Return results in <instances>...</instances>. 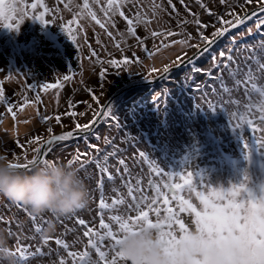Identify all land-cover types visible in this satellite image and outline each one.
<instances>
[{
	"label": "rangeland",
	"instance_id": "rangeland-1",
	"mask_svg": "<svg viewBox=\"0 0 264 264\" xmlns=\"http://www.w3.org/2000/svg\"><path fill=\"white\" fill-rule=\"evenodd\" d=\"M33 2L35 0H6V4L12 3L16 7V12L12 14L13 20L9 22L15 23L21 14L24 16L25 22L18 31L2 27L0 22V87L4 89V100L0 101V156L19 163L25 162V155L28 160L33 159L36 154L34 149L55 131L75 129L76 123H89L112 91L134 80L153 78L162 73L166 65L171 67L177 64V56H182L184 52L189 55L194 51L196 48L171 44L173 39L185 38L181 33H191L194 38L192 43L201 46L203 42L197 37V26L190 23L193 16L189 9L203 23H214L215 28L221 27V24L215 17L209 16L207 10L201 7V3L208 5L213 12L223 15L225 19L231 18L226 14L228 7L220 4L219 0H184V4L173 0L175 10L167 4V0H134L135 6L133 3H126L123 10L133 18L135 34L128 31L127 21L119 15L113 17L114 27L108 24L103 29L90 18L77 17L79 23L70 25L77 36L74 43L63 31L62 26L73 19L78 10L76 6L82 5L83 0H43L48 8L46 18L50 17L55 22L48 25L31 18L44 10L42 7L32 9ZM89 2L91 4L92 0ZM153 4L163 5L165 11H158L153 16ZM229 4L235 6L237 0H229ZM239 4L243 5L244 0H239ZM105 5L106 0H101L100 5L93 6L98 18L102 20L104 17L101 9ZM247 6L250 5L245 7ZM69 8L72 11H69ZM244 8L235 6L234 10L240 14ZM137 10L146 14L145 19L149 21L147 26L143 23L136 24L134 17ZM262 20L264 10L251 15L239 28L232 29L218 40L212 46L210 54L196 55L191 64L186 63L174 69L166 77L150 84V88L131 90L119 95L109 104L97 125L90 131H98L99 140L93 135L85 137L83 134L59 142L45 159L48 162L70 165L77 162L75 158L79 153H88L89 160L95 156L102 160L105 153H115L106 162L102 161L113 176L111 181L105 174L102 177L103 198L109 204L113 199H128L129 183L135 187L138 180L142 181L147 195H154V189L147 184L148 179L159 183L171 179L157 177L152 171L155 165L163 161L169 165L161 167L166 172H203L205 183L210 180L213 187L220 184L227 187L230 180L235 182L237 171L248 167V162L244 159L243 141L239 132L232 129L229 116L232 112L239 114L243 111L242 105L247 103V97L242 89L223 92L220 80H214L203 72L196 73L192 68L194 65L216 73L210 62L211 56H218V51L228 46L236 65L244 72L249 66L256 71L257 64L264 63V46L261 45L264 41V27H256ZM215 28L206 29L205 35L211 36ZM109 31L113 33L111 37L107 34ZM154 31H171L176 35L153 37L151 32ZM233 36L237 38L236 43L229 45V38ZM161 42L169 44V47H163ZM125 58L129 61L128 64L123 63ZM113 59L120 63H109ZM218 61L223 63V58L218 57ZM102 71L103 77L100 75ZM65 76L68 77L67 80L64 79ZM257 82L264 85V78ZM45 83L55 84L56 87L44 90L42 85ZM223 84L230 90L234 88V80L229 77L227 71L223 76ZM214 97L217 111H210L206 118L208 121L204 122L206 119L202 111L203 106L212 109ZM230 99L238 100L241 106L229 103ZM253 99L257 98L253 96ZM164 105L173 109L169 113L164 109L159 114V119L169 125L166 132H173L165 159L160 157L161 150L156 154L157 157L152 153L150 157H141L139 153L146 154L148 149L153 152L154 147L167 148L166 140L161 136L166 134L161 131L149 134L147 128H143L144 131L140 128L133 130L129 124L146 115L150 119L151 110ZM9 106L16 113L15 117L8 111ZM189 109L195 110L189 113ZM166 110L169 111V108ZM196 110L202 114L199 115ZM68 112H75L77 115L68 116ZM80 113L85 115L81 116ZM46 116L50 119L45 120ZM56 116H60V122H57ZM262 135L264 134L257 132L253 139V134L247 127L243 131V140L253 148L254 159H258L255 140L260 139ZM35 137H41L40 141L30 144L29 141H33ZM146 138H149L147 143L144 141ZM88 144H98L100 152L89 148ZM121 159L125 161L124 165L119 164ZM42 165L44 163L38 167ZM125 167L128 172L124 171ZM96 168L95 163H87L79 172L90 188L86 206L67 215L44 214L48 215L50 221L43 228L40 225L41 229L37 232L30 229L23 232L9 227L8 222L20 208V203L0 196V233L6 238L7 248L19 247L18 245L27 248L26 260L21 264H61V256L64 257V264H88L89 261L92 264H102L98 254L88 245V238L83 236L86 229L78 225L72 217L84 219L89 227L103 235L104 230L100 229L99 223L101 215L106 223L114 224L111 216L122 215L127 218L128 213L125 211L126 205L99 209L101 189L97 187V182L101 174L96 173ZM250 176L255 182L264 180V168L260 167L258 160L251 166ZM207 191L210 192V189ZM192 200L199 208V201L194 194ZM181 217L191 228L192 218L186 213H181ZM23 233L28 234L22 237ZM45 236L50 237L47 244L44 243ZM52 236L55 237L53 240ZM57 238L68 243L69 249L65 250L56 245ZM107 243L106 239L102 250H107ZM33 251H37V254ZM67 251H75L78 254L77 259L74 261L68 257ZM85 251L90 255L81 260L80 257ZM0 264H7V261L0 258Z\"/></svg>",
	"mask_w": 264,
	"mask_h": 264
},
{
	"label": "snow or ice",
	"instance_id": "snow-or-ice-1",
	"mask_svg": "<svg viewBox=\"0 0 264 264\" xmlns=\"http://www.w3.org/2000/svg\"><path fill=\"white\" fill-rule=\"evenodd\" d=\"M181 4H184V0H179ZM126 3H133L134 0H106V5L102 7L101 11L104 20L98 18L97 11L93 10L94 5H100L101 0H92L90 4L89 0H83L82 5H77V12L73 16V19L68 20L65 25L62 26L64 32L67 33L69 38L75 43L77 36L73 33V28L70 25L78 24L79 20L77 17L90 18L99 25L102 29L106 28V25H114V15L123 17L129 26L128 31L132 34L136 33V27H133V18L126 15L123 10ZM220 4L228 7L226 13L230 19H225L223 15H219L213 12L212 9L201 3V7L205 8L209 16L215 17L216 21L221 24V27L215 28L214 23H203L197 18L195 13L190 14L193 16V20L190 23H195L197 26V37L204 43V47L201 48L199 44L192 43L194 39L191 33H181L184 35V39L171 41V44L182 45L185 48H196L198 51L193 57H188L187 52H184L182 56H177V61L180 63H189L195 59V56H203L206 53L210 54L212 46H214L219 39L226 36L232 29L239 28L240 25L245 23L248 19L247 14L241 15L234 9L235 6L244 8L246 5L257 4L264 8V0H244V4L240 5L237 0V5L229 4V0H219ZM167 4L171 5L172 9L175 10V4L173 0H167ZM42 7L44 10L39 11L38 15H33L31 18L39 20L42 24L48 25L55 23L50 17L46 18L48 8L44 5L43 0H35L31 4L32 9H38ZM185 7H187L185 5ZM153 16L157 12H163L165 9L163 5H152ZM69 11H72L69 8ZM16 12V7L12 3H7L6 0H0V22L2 27H6L9 30L18 31L20 26L25 22L23 14L16 20L15 23L9 22L13 20V13ZM146 14L141 13L139 10L135 13L136 24L141 23L147 24L149 21L145 19ZM209 27L215 28V31L211 36L205 35V30ZM257 28L264 27V20L259 21L256 25ZM251 32V29L248 30ZM108 36L111 37L113 33L109 31ZM153 37L160 36H175L176 33L171 31L166 32H151ZM243 34H241L242 37ZM236 37L229 38V45H235ZM163 43V42H161ZM264 46V41L261 42ZM163 47H169V44L163 43ZM247 47V46H246ZM231 48L225 46V49L218 51L217 55L211 56V64L216 69V73L210 70L195 67L193 65L192 70L196 73L203 72L206 76L212 77L214 80L221 81V90L225 93L230 91H236L242 89L247 97V103L243 104V111L239 114L232 112L229 116V122L232 123V129L238 131L240 139L243 141L244 159L248 162V167L237 171V176L234 177L235 182L231 180L228 182V186L225 187L223 184L212 186L211 181L205 183L206 177L203 172L194 174L191 171L185 173L183 170L177 172L175 170L165 171L159 165H155L152 171L157 177H169L170 180H166L163 183L148 179L147 184L150 188L154 189V195H147L142 181L138 180L135 187L129 183L127 188V197L125 199H113L111 204L106 203L103 198V174L107 175L109 181L113 180V176L108 172L106 162L110 156L115 153H105L103 158L96 157L88 159V153H79L75 158L79 162L81 168L86 167L87 163H95L101 178L98 179L97 187L101 189V196L99 198V209L105 210L110 209L113 205H126L127 218L122 215H113L111 220L115 223H106L103 215L100 218V229L104 230V234L101 232L94 231L92 227H89L87 222L82 218L72 217L76 219L78 225L83 226L86 230L83 232V236L88 238V245L94 249L95 253L98 254L99 261L102 264H126L127 258L120 251L122 238L125 233L132 229H137L142 225L150 226L156 233L158 239L164 243L167 247L172 248L182 241L189 239L192 232L195 230L200 235H206L211 240L220 243L221 245H234L236 248L235 254L225 252L224 264H264V180L255 182L251 179L250 168L258 160L260 167L264 168V135L260 139L255 140L256 144V156L258 159H254L253 148L249 145L246 140H243V131L247 127L253 134L255 139V133L259 132L264 134V85L259 84L257 81L264 78V63L257 64V70L254 71L251 66L244 72L239 65L235 64L232 59ZM151 55V53H149ZM219 58H223V63L218 61ZM139 62V61H137ZM113 65H117L120 61L115 59L109 61ZM124 64H128L127 58L123 61ZM235 65V67H233ZM153 71H156L153 69ZM169 71V66H165L164 72ZM227 71L229 77L234 80V88L229 89L223 84V76ZM101 77L104 76V72L100 73ZM68 79L67 76L64 77ZM56 87L55 84L45 83L42 85L44 90ZM199 87V86H198ZM215 91V88H213ZM255 96L257 99H253ZM4 100V89L0 87V101ZM229 103H235L240 107V102L229 100ZM8 111L15 117L16 113L12 111V107L9 106ZM213 112H216V107L212 108ZM68 116H76L75 112H68ZM79 115H85L80 113ZM45 120L50 117H45ZM57 122H60V116H56ZM97 119H93L87 124L76 123L75 129L72 131L65 132L60 135H52L50 139L45 141L44 149L41 151L40 148L34 149L37 153L33 159L28 160L27 156H24V163L14 162L13 167L28 171L36 168L37 165L49 162L43 157H47L50 153L55 150V147L59 145V142L67 141L74 136H78L79 133L83 132L85 137L93 135L97 140L100 139V135L97 132L90 133L89 130L95 127ZM51 132V129H49ZM84 138V137H81ZM41 137H35L33 141L29 143L40 141ZM109 143H111L109 141ZM88 147L100 152L98 144H88ZM141 157H145V153H139ZM153 164L155 162H152ZM119 164L124 165V160H119ZM119 171V170H117ZM128 172L127 167L124 169ZM179 182H174L175 180ZM210 189V192L207 191ZM199 201L200 207L193 203L192 196ZM175 205V206H173ZM26 212H28L33 220L37 217L30 209L24 206ZM83 209V208H82ZM181 213L188 214L191 217L192 227L190 228L185 219L181 217ZM115 228V230H114ZM107 243V250H102ZM50 237H44V243L47 244ZM79 237H77V242ZM55 244L60 245L63 249L68 250L69 244L63 239H55ZM14 260V264H21L22 261L26 260L23 251L19 254L11 252ZM77 253L75 251H67V256L72 258L74 261L77 259ZM89 252H83L80 257L83 260L85 257H89ZM61 264H64V257H60ZM88 264H92L91 261Z\"/></svg>",
	"mask_w": 264,
	"mask_h": 264
},
{
	"label": "clouds",
	"instance_id": "clouds-1",
	"mask_svg": "<svg viewBox=\"0 0 264 264\" xmlns=\"http://www.w3.org/2000/svg\"><path fill=\"white\" fill-rule=\"evenodd\" d=\"M0 156V196L22 204L34 215H67L82 209L89 190L78 171L68 164L49 162L32 170L13 167ZM120 251L126 264H224L225 252L235 254L234 245H221L195 230L189 239L169 248L147 225L124 234ZM0 258L14 264L5 236L0 233Z\"/></svg>",
	"mask_w": 264,
	"mask_h": 264
},
{
	"label": "trees",
	"instance_id": "trees-1",
	"mask_svg": "<svg viewBox=\"0 0 264 264\" xmlns=\"http://www.w3.org/2000/svg\"><path fill=\"white\" fill-rule=\"evenodd\" d=\"M135 79H136V77H135ZM132 95H134V94H132ZM132 95H130V96H132ZM215 99L216 98L214 97V100H213L212 105H211L212 107H216ZM167 108H169V111L166 110ZM154 109H156V110H151V112H150V119H148L147 115H146V116H143V118H137V119L133 120L134 122H132L129 125L131 126V129H133V130L140 128V130L144 131L143 128L144 129L147 128L146 130H148L149 134H155L156 132H159V131L165 132L166 135H161V136H163L165 138L166 143H167V148H156V147H154L153 152L149 151V149H148L146 152V155H145L146 157H150V155L152 153L155 157H157L156 154L161 150L160 157H162L163 158L162 160H164L165 155H166L167 150H168V146L170 147L169 144H170V139L172 138L173 132H170V133L166 132V130L169 129V125L167 122L161 121L159 119V114L161 112H163L164 109H165V112H167V113L171 112L173 109H171V107L168 105H164V106L160 107L159 109H157V108H154ZM194 110L195 109H189V113L193 112ZM202 111L205 113L204 117L206 119L208 114L210 113V111H212V109H210L209 106L204 105ZM197 112L199 113V115L202 114V113L200 114L199 111H197ZM206 121H208V120L206 119L204 122H206ZM177 126L179 127V123L177 124ZM148 139L149 138H146L144 140L145 143L148 142ZM94 158H96V156ZM72 164H73V166H71V167L75 168L79 173L81 171V166H80L79 162H74V163H71L70 165H72ZM158 165L160 167H164V166L169 167V165L166 161H163V162L159 163ZM96 173L100 175L97 168H96ZM88 189H90V188H88ZM19 206H20V208L14 212V216L8 222L10 224L9 227H11L12 229L22 230L23 232L30 229V230H32V232H37L41 229L40 225H42V228H43L48 224V221H50V218L48 217V215H44V214L39 215V216L36 215L37 219L33 220L31 218L30 214L25 211L24 206L22 204H20ZM23 218H24V220H23ZM25 234H28V233H23L22 237H24ZM53 238H55V237H53ZM18 246L19 247H15V248H9L8 247V250L10 252L17 253V255L19 254L20 251H23L24 255H27V252H26L27 248L20 246V245H18ZM33 252L35 254H37L36 253L37 251H33Z\"/></svg>",
	"mask_w": 264,
	"mask_h": 264
},
{
	"label": "water",
	"instance_id": "water-1",
	"mask_svg": "<svg viewBox=\"0 0 264 264\" xmlns=\"http://www.w3.org/2000/svg\"><path fill=\"white\" fill-rule=\"evenodd\" d=\"M260 10H264V8H262L261 5H257V4H252L250 6H247L244 8V10H242V12L240 13L241 15H245L247 14L248 17H250L251 15L257 13L258 11ZM220 40V39H219ZM201 48L204 47V43L200 46ZM197 49H195L194 51H192L189 55H187L188 57H193L196 53H197ZM187 62L185 63H180L178 62L177 64H175L174 66H171L169 67V71L167 73H165L164 71L158 75H156L155 77L153 78H145V79H141V80H137V81H132L130 83H127L125 84L124 86L118 88L117 90L115 91H112L108 96L107 98L104 100V102L101 103V106L99 108V111L98 113L94 116L93 119H97V123L99 122V120L101 119L102 115L104 114V112L106 111L107 107L109 106V104L116 98L118 97L119 95L123 94V93H127L131 90H141L145 87H149L150 84L152 83H155L156 81L160 80L161 78L163 77H166L167 75H169L171 72H173L174 69H177V68H180L182 67L183 65H185ZM92 119V120H93ZM91 120V121H92ZM97 123L95 124V126L97 125ZM74 130V129H72ZM72 130H68V129H64V130H57L55 131L52 135H60V134H63L65 132H68V131H72ZM93 130L90 129L89 132ZM84 133L81 132L78 134V136H74L72 138H76V137H79L81 135H83ZM50 135L49 137H47L41 144L38 148L41 149V151L45 150L44 149V144H45V141H47L48 139L51 138ZM70 138V139H72ZM37 155V153L35 154V156ZM46 157H43L42 159H45ZM39 165L36 166V168L38 167Z\"/></svg>",
	"mask_w": 264,
	"mask_h": 264
}]
</instances>
